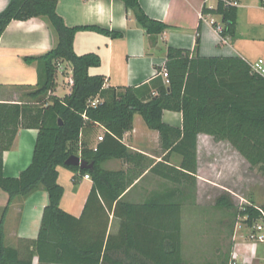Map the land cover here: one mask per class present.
<instances>
[{
    "label": "trees",
    "instance_id": "1",
    "mask_svg": "<svg viewBox=\"0 0 264 264\" xmlns=\"http://www.w3.org/2000/svg\"><path fill=\"white\" fill-rule=\"evenodd\" d=\"M58 0H10L0 12V38L12 21L46 18L57 38L46 53L25 58L35 63L37 82L26 86L25 100L0 102V191L7 203L0 218V264H193L182 254L181 212L196 191L198 134L214 141L228 142L248 163L250 171L264 179V78L254 73L240 57L202 58L197 53L166 47L164 71L167 84L157 76L138 87H105L103 75L89 73L100 65L95 53L77 55L73 49L76 33L94 30L112 38L121 33L98 27H68L56 12ZM132 12L137 25L153 37L167 26L150 19L138 0H120ZM203 15L221 17L219 36L233 38L237 9L231 0H218L215 10L203 8ZM215 26V25H214ZM199 39L196 41L197 50ZM197 52V51H196ZM69 64L73 85L69 94L57 97L58 66ZM98 103L92 106V102ZM164 111L181 113L182 128L162 121ZM159 136L161 160L132 152L123 143L131 130L134 115ZM101 126L102 141L95 149H84L79 157L91 170L65 165L77 156L80 133ZM21 129L37 131L30 165L17 177L3 175L2 156L14 147ZM180 157L178 166L170 156ZM110 160L130 165L125 170L102 168ZM82 176L89 175L92 187L79 218L60 209L64 190L58 184L57 168ZM150 174L163 182L141 201H129L134 181ZM42 188L48 195L29 260L22 261L17 249L4 243V219L9 205ZM236 207L228 193L218 195L214 209L233 219H257L263 207ZM111 226L114 232L107 233ZM211 264V263H206ZM220 264H232L230 255Z\"/></svg>",
    "mask_w": 264,
    "mask_h": 264
},
{
    "label": "crops",
    "instance_id": "2",
    "mask_svg": "<svg viewBox=\"0 0 264 264\" xmlns=\"http://www.w3.org/2000/svg\"><path fill=\"white\" fill-rule=\"evenodd\" d=\"M9 1L0 0V12L5 9ZM138 2L150 19L164 23L169 29L158 35L162 37L167 47L188 50L193 56L197 53L202 58L240 57L248 62L247 52L238 53L234 50L239 36L238 7L240 0H231L232 3H236V30L233 38H225L224 40L220 38L214 30V26L210 24V21H214L222 27L220 16L206 14L203 20H199L198 17L203 8L215 10L218 0H138ZM262 3L264 7V0ZM56 12L68 27H98L121 33L120 37L112 38L96 31L91 32L92 30L88 29L90 32L87 30L80 31L76 33L74 38L73 49L75 52L78 37L81 34L97 33L101 36V38L95 39L96 44L102 49L97 51L100 65L94 74L105 77V87H138L149 83L157 76L164 82L162 72L165 64V53L160 54L161 50L157 47V37L147 35L137 25L132 12L125 8L122 1L58 0ZM251 29L253 30V27L250 25L249 30ZM197 39H199V45L196 50ZM56 42V35L46 18L12 21L7 26L0 38V102L19 103L25 100L26 86L33 87L37 82L36 65L25 61V58L46 53L55 46ZM56 90L55 96H57ZM69 92L68 88L67 94ZM136 116L139 115H134L132 128L124 134L123 143L132 152L143 154L156 162L160 161L163 155L161 149H159L160 153L153 155L150 153V145L148 144V139H155L156 142H159L158 133L149 130L140 116L141 120L135 126ZM162 121L171 127L182 128L181 113L164 111ZM95 129H99L101 132L94 140L88 142L85 139L86 136ZM103 134L104 130L101 126L82 130L76 147L77 156L84 149L94 150L100 142L98 138ZM36 136V130H20L14 147L4 152L2 156L3 175L5 177L15 178L30 165ZM214 154V161L210 162ZM217 154L231 157L226 161L230 167V173L238 175L240 160L248 166V163L228 142H216L209 135L198 134L196 141L197 184H206L233 193L228 187L220 184V181L225 179L224 168L226 165L219 166L218 161L220 160L216 158ZM220 158L222 157L220 156ZM170 162L178 166L180 157L171 155ZM218 166L219 170L222 169L221 172L218 171ZM129 167L130 165L123 162L122 167L109 170L125 171ZM57 172L58 184L64 190L60 209L68 215L79 218L92 187L91 178L84 179V176L62 167H58ZM207 174L213 176H206ZM156 179L158 178L144 173L142 177L134 181L136 187L129 192L127 199L136 202L143 200L149 193L146 191L145 184ZM231 181L233 182V180ZM6 203L7 201L4 204L0 202V211H4ZM47 204L48 195L40 188L24 199L14 200L8 207L4 219V243L7 247L17 249L22 261L29 260V251L31 250L24 241L37 238L42 212ZM250 204L248 203V205ZM3 211H1L0 218ZM111 221L112 217H110L107 233L116 230V227L111 226ZM256 256V259L264 256L263 245L256 250ZM30 264H38L36 256L32 257ZM259 264H261L260 261Z\"/></svg>",
    "mask_w": 264,
    "mask_h": 264
},
{
    "label": "rangeland",
    "instance_id": "3",
    "mask_svg": "<svg viewBox=\"0 0 264 264\" xmlns=\"http://www.w3.org/2000/svg\"><path fill=\"white\" fill-rule=\"evenodd\" d=\"M239 4V36L234 50L238 53L247 52L248 62L253 64L258 59H264V7L262 0H240ZM250 25L253 30H249ZM167 30L169 29L167 28L165 32ZM78 38L75 52L79 55L89 52L97 54V51L102 49L95 41L96 38H101L97 33H83ZM156 39L157 47L161 50L160 54L162 55L165 53L167 45L162 37L157 36ZM97 71L96 68H92L89 73L94 75ZM56 82V95L61 98L68 93V88L63 84L62 76L57 75ZM139 120L141 118L136 116L135 126L138 125ZM100 132L101 130L95 129L85 139L90 142ZM148 144L151 154L160 153L159 142H156L155 139H148ZM214 158L215 154L211 157L210 162H213ZM216 158L220 160L218 161L219 166L226 165L224 168L225 179L220 181V184L228 187L233 193L206 184L196 185L193 198L185 202L181 212L183 257L187 262L193 264H220L230 255V259L237 264H259V261L262 264L264 263V256H260L259 261L256 259V250L261 245H255L249 241L247 229H238L240 225L238 219H233L227 213L214 209V201L218 195L228 193L238 208L248 205L250 202H253L255 206L263 207L264 179L250 171L249 165H245L242 160L239 161L238 175H236L229 172L230 167L226 162L231 157L217 154ZM122 166L123 162L110 160L102 165V168L109 170L118 169ZM219 166L217 168L221 172L222 169L219 170ZM206 176L211 177L213 175L207 174ZM234 180L236 181L234 182ZM148 183L145 184L147 192L160 190L163 187V182L159 179ZM6 201L7 196L0 191V202L4 204ZM234 256L237 258L234 259Z\"/></svg>",
    "mask_w": 264,
    "mask_h": 264
},
{
    "label": "built area",
    "instance_id": "4",
    "mask_svg": "<svg viewBox=\"0 0 264 264\" xmlns=\"http://www.w3.org/2000/svg\"><path fill=\"white\" fill-rule=\"evenodd\" d=\"M234 6H236V3L233 2L232 3ZM199 20H203L204 15L202 13H200L198 15ZM210 24L212 26H214V30L218 33L221 32L222 27L217 25L214 21H210ZM221 38V37H220ZM222 40H224L223 38H221ZM251 69L254 73L260 75L261 77L264 78V59H259L257 62H255L254 64L251 65ZM58 75L63 77V84L69 88V90L71 89L72 85H73V71L72 68L69 64H62L58 66ZM162 76L164 78V82L165 84H167V73L163 70L162 72ZM98 101L95 100L92 102V106H94L95 104H97ZM98 141H102V137L98 138ZM84 179H90L89 175H84ZM239 221L238 223L240 224L238 226V229H247L248 230V235L247 238L249 239L250 242L254 243L255 245H263L264 246V211H260V216L255 219L252 220V222L249 224L247 223L248 217H238L237 218ZM236 259L237 257L234 256ZM232 264H237V262L232 261Z\"/></svg>",
    "mask_w": 264,
    "mask_h": 264
},
{
    "label": "water",
    "instance_id": "5",
    "mask_svg": "<svg viewBox=\"0 0 264 264\" xmlns=\"http://www.w3.org/2000/svg\"><path fill=\"white\" fill-rule=\"evenodd\" d=\"M65 165L77 167L79 170H91L93 168V163L88 164L85 160L75 155L70 156L65 161Z\"/></svg>",
    "mask_w": 264,
    "mask_h": 264
}]
</instances>
